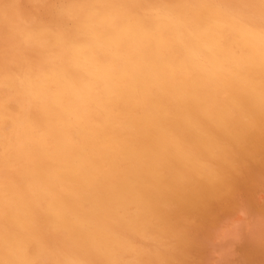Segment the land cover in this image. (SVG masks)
I'll return each instance as SVG.
<instances>
[{
  "label": "clouds",
  "instance_id": "obj_1",
  "mask_svg": "<svg viewBox=\"0 0 264 264\" xmlns=\"http://www.w3.org/2000/svg\"><path fill=\"white\" fill-rule=\"evenodd\" d=\"M0 264H264V0H0Z\"/></svg>",
  "mask_w": 264,
  "mask_h": 264
}]
</instances>
